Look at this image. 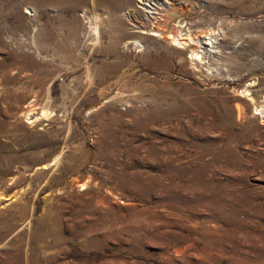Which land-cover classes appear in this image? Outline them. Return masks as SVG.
Masks as SVG:
<instances>
[{"label":"rangeland","instance_id":"obj_1","mask_svg":"<svg viewBox=\"0 0 264 264\" xmlns=\"http://www.w3.org/2000/svg\"><path fill=\"white\" fill-rule=\"evenodd\" d=\"M1 4L0 264H264V0Z\"/></svg>","mask_w":264,"mask_h":264},{"label":"bare ground","instance_id":"obj_2","mask_svg":"<svg viewBox=\"0 0 264 264\" xmlns=\"http://www.w3.org/2000/svg\"><path fill=\"white\" fill-rule=\"evenodd\" d=\"M8 1V0H7ZM142 1V0H141ZM244 1V0H243ZM257 1V0H256ZM143 2H144V0H143ZM150 2V1H149ZM9 3H11V2H9ZM3 4H5V3H3ZM143 5L146 7H148V11H149V14H153V15H151V16H153V17H155V12L157 13V12H159V11H156V10H154V9H157V7H152L153 6V2L152 3H143ZM0 6H2V4L0 5ZM3 7H5V6H3ZM1 9V8H0ZM158 9H159V7H158ZM147 10V9H146ZM1 11V10H0ZM25 12L26 13H29L30 15H32V11H31V9L30 8H26V10H25ZM19 14V13H18ZM21 15V14H20ZM19 19V18H18ZM148 19V18H147ZM0 24H1V22H0ZM137 28H139V26H136ZM153 31V30H152ZM156 31V30H155ZM155 31H154V33H151L152 35H157L156 33H155ZM182 39V38H181ZM173 41H175V42H178V40L175 38ZM132 42V41H131ZM136 45L138 44V41L137 40H134L133 41ZM181 43H184L185 44V42L183 41V42H181ZM180 43V44H181ZM187 43V42H186ZM210 43V42H209ZM187 46V45H186ZM185 47V46H184ZM191 47V46H190ZM195 50V49H194ZM190 56L193 58V59H196L198 56H197V54L196 53H193V52H191V54H190ZM201 57V56H200ZM239 104V103H238ZM240 105V104H239ZM237 109L238 110H240L239 108H238V106H237ZM237 110V111H238ZM32 113V112H31ZM30 112H26V114L28 115V114H31ZM43 113H45V111L44 112H42V114ZM46 114V113H45ZM42 116H44V115H42ZM41 116V117H42ZM47 116V115H46ZM31 117V116H30ZM38 118H40L39 116H37ZM25 145V144H24ZM29 146V145H28ZM1 154H3V153H1ZM2 156V155H1ZM6 158V157H5ZM56 158V157H55ZM58 158V157H57ZM59 159H61V158H59ZM9 160V159H8ZM56 160V159H55ZM54 160V161H55ZM62 160V159H61ZM11 162V161H10ZM58 163H60V160H59V162ZM53 164V163H52ZM58 165V164H57ZM50 166V165H49ZM64 166V165H63ZM59 167V166H58ZM67 167V166H66ZM45 169V168H44ZM63 170V169H62ZM56 176V175H55ZM60 177V176H59ZM62 177V176H61ZM60 177V178H61ZM54 178V177H53ZM57 178V177H56ZM50 179V178H49ZM66 181V180H65ZM62 182V181H61ZM67 184V183H66ZM83 184V183H82ZM51 213V212H50ZM50 215V214H49ZM56 219V218H55ZM57 220V219H56ZM57 228V227H56ZM56 230V229H55ZM58 230V229H57ZM58 233V232H57ZM51 234H52V231H51ZM50 234V235H51ZM53 235H54V233H53ZM57 236V235H56ZM54 237V236H53ZM58 238V237H57ZM57 240V239H56ZM52 243H53V241H52ZM56 244V243H55ZM47 245V244H46ZM49 245V244H48ZM53 245V244H52ZM31 247V246H30ZM40 248V247H39ZM46 248V247H45ZM44 248V249H45ZM51 248V247H50ZM35 250H37V246L36 245H34L33 244V247H32V255H34V253H35ZM37 259V258H36ZM38 261V260H37ZM37 263V262H36ZM42 264V263H41Z\"/></svg>","mask_w":264,"mask_h":264},{"label":"built area","instance_id":"obj_3","mask_svg":"<svg viewBox=\"0 0 264 264\" xmlns=\"http://www.w3.org/2000/svg\"><path fill=\"white\" fill-rule=\"evenodd\" d=\"M147 0H144V2H146Z\"/></svg>","mask_w":264,"mask_h":264}]
</instances>
